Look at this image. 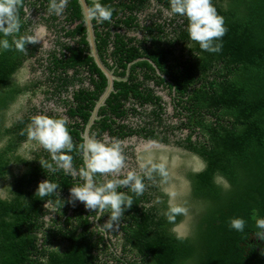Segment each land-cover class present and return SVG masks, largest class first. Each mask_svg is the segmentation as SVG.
I'll use <instances>...</instances> for the list:
<instances>
[{
	"label": "trees",
	"instance_id": "1",
	"mask_svg": "<svg viewBox=\"0 0 264 264\" xmlns=\"http://www.w3.org/2000/svg\"><path fill=\"white\" fill-rule=\"evenodd\" d=\"M156 1L170 8V0ZM100 2L110 5L114 12L110 21L93 19L96 44L100 56L118 76L123 77L127 64L142 55L164 70L160 62L164 60L165 46H170V87L175 88L178 114L186 120L175 124L159 121V125L170 128V141L175 146L204 161L201 170L184 171L189 182L186 198L194 214L192 234L183 241L176 239L163 215L168 195L146 180L148 187L141 196L120 189L133 197V206L125 211L119 229L111 231L115 237L111 240L96 224L106 223L108 212L98 220L83 203L76 201L73 206L68 202L71 187L83 183L79 175L73 177L57 168L51 154L40 145L30 147L27 156L16 153L28 139L26 129L35 109L20 112L10 126L2 128L4 112L18 95L26 90L34 93L43 79L24 84L12 81V75L36 54L38 47L28 44L23 53L13 45L8 51L0 48V138L5 139L0 147V180L7 181L2 184L5 195H0V264H264V240L256 238L259 229L255 226L256 219L264 218V0H212L228 28L226 35L216 41L222 44L218 53L203 51L190 40L186 17L170 12V20L159 22L162 9L148 10L150 0ZM49 3L50 0H24L17 38L31 35L26 5L48 13ZM92 4L88 1L89 7ZM65 10L67 22L79 21L64 33L74 42L64 46L60 57L51 53L48 66L52 74L45 78L49 89L42 92L49 98L79 83L72 100H64L68 128L76 146L68 154L78 172L83 167L79 151L82 132L107 80L87 54L77 0H69ZM145 11L141 26L140 14ZM56 17L48 13L44 20L50 25ZM125 29L144 30L143 39L123 33ZM0 39H4L2 33ZM7 39L11 43L13 37ZM138 67L151 65L147 60L135 62L127 80L114 81L115 91L100 108L98 114L102 116L93 123L91 136L101 138L107 131L122 139L141 132L123 120L138 115L137 102H154L160 96L145 84V77L152 76L146 74L140 79ZM68 69L74 70L72 75ZM86 79L89 84L83 85ZM185 128L190 132L183 138L180 134ZM195 132L201 137L192 139ZM145 137L157 136L151 129ZM162 140L167 141V137ZM49 164L55 170L49 169ZM13 165L19 169L17 172ZM217 177L225 183L217 182ZM48 179L59 189L41 197L37 194L39 183ZM94 179L102 181L103 177L97 175ZM157 197L163 203L153 205ZM47 201L50 203L45 208ZM235 217L246 221L243 232L229 227L230 219Z\"/></svg>",
	"mask_w": 264,
	"mask_h": 264
},
{
	"label": "clouds",
	"instance_id": "2",
	"mask_svg": "<svg viewBox=\"0 0 264 264\" xmlns=\"http://www.w3.org/2000/svg\"><path fill=\"white\" fill-rule=\"evenodd\" d=\"M23 2L24 0H0V33L4 36V39H0V48L5 51L10 50L14 45L16 50L26 53V45H35L41 41L38 38L39 32L20 35L18 38L16 36L21 30L20 10ZM68 3L69 0H50L48 13L62 15ZM113 12L114 9L110 5H104L100 0H93L92 6L86 9L85 19L87 22L93 19L99 22L110 21ZM170 12L187 18L189 38L198 43L201 50L210 53L221 51L222 44L216 41L226 35L228 28L225 17L219 14L212 0H170ZM39 31L42 32L43 28L41 27ZM7 37H13L11 43ZM68 123L66 116L52 117L38 114L31 118L26 131L30 141L38 142L51 154L57 168L73 177L79 175L82 179L81 185L71 187L69 203L75 206L76 201L82 202L86 209L96 213L98 220L108 212L110 214L108 220L101 228L105 231L118 230L125 211L133 206V197L128 191L137 196L143 195L148 187L145 183L147 180L153 185L159 184L169 196L168 207L163 211V215L172 225L171 232L180 241L188 239L192 234L191 208L185 188L178 187L173 182L174 165H170L166 157H161L158 161L149 157L139 163V170L129 169L123 141L85 135L79 145L83 167L77 172L72 164L73 158L68 154L76 147ZM40 163L44 167L43 162ZM47 167L52 169L51 164ZM97 175L104 179L97 181L94 179ZM58 189L59 185L48 179L39 183L37 194L41 197L49 196ZM120 189L128 191H120ZM49 203L50 201L46 202L45 208H48ZM162 203L160 197L153 201V205ZM245 226L246 221L242 217L231 218L229 221V227L237 232H243ZM255 226L259 229L256 238L264 240V218L256 219Z\"/></svg>",
	"mask_w": 264,
	"mask_h": 264
},
{
	"label": "flooded vegetation",
	"instance_id": "3",
	"mask_svg": "<svg viewBox=\"0 0 264 264\" xmlns=\"http://www.w3.org/2000/svg\"><path fill=\"white\" fill-rule=\"evenodd\" d=\"M34 9H35V7L32 8V6H30V5H26V7H25V10H26L25 17H27L29 20H31V24H32L29 28L31 31V35L39 32L38 28L40 26H43L44 30L48 31V35L46 36V34L44 35L41 32H39L38 38H40L41 41L39 43H37V46H38L37 52L33 57H31L30 59H28L25 62V64L30 63V62H34L33 65H35V69H37V72H36L37 75L34 77L35 79L33 78L34 81H36L37 79H43V82L41 84H39V87L35 90V91L41 92L42 101L39 102L38 105L34 106L35 110H33V111L35 114L33 116L38 115L40 113H48V112L59 113L63 116H66L67 107L65 106L64 100H70V101L72 100L73 91H74V89H77L79 87V83H75L74 85H68L65 90H59L56 94L50 95L49 98H47V96L42 91L45 89H49L45 78L47 75L52 74L49 72V66H48V63L50 60L49 57H50L51 53H54L60 57L61 52L64 49V46L66 44H69V43L73 44L74 39H71L70 37L64 35V33H66L68 29H74L79 21L76 20L74 22H67L68 20L64 19L66 14H62L60 16L56 15L57 17L55 18V22H53V24L49 23L50 25H48V23L44 20V17H46V15L48 13L45 12L44 10L35 11ZM157 9H162V15H161V18L159 19V22L163 23L164 21L167 22L168 20H170V8L165 7V5H161L156 0H150V7L148 8V10L155 12V11H157ZM65 11L66 10H64L63 13H66ZM146 13L147 12L145 11V12L140 14V17L142 19V20L140 19L141 26L144 23L143 19H144ZM82 24H83V19H82ZM123 33H127L128 35H136L140 39H143L144 30L139 29L136 32H131V31H127L125 29L123 31ZM45 39H48V41H46ZM165 51H164L165 53H164V57H163L164 60H161V62H160L161 66L164 67V70H161L158 63L155 62L153 59L149 58L148 56L142 55V56L138 57V61L146 60V58L150 59L152 61V63H151L147 60L150 63L151 68L138 67V76L140 77V79H143V77L146 76V74L151 75L152 76L151 78L145 77V84L147 86H149L150 88H152L154 94L157 96H160V98L154 99V102L145 101V102H141V104L139 102H137L136 107L138 110V115L129 116L127 119L123 120L129 126L131 125L133 127H136L138 129H140V131H141L139 134H133L129 137H124L122 139H119V140L124 142V152H125L126 156L128 157L127 163H128L129 169L139 170L138 169L139 163L145 161L148 158V154H150V153H153V155H155L157 152H162V153L167 152L170 154V151H172V150L179 151L180 153L194 155L197 158H199L204 165V161L200 156L192 153L189 150L182 149L180 147L175 146L172 143V141H170V138H172V136L170 135V128L165 129L163 127V125H159V121L162 122L163 124H170V123L175 124V123H179L181 120H186L185 116H183V115L181 116L180 114H178L179 106H176L177 105V103H176L177 98L175 97L176 96L175 88L170 87V82H171V79H170V64H171L170 46H168V47L165 46ZM160 57L162 58V56H160ZM161 58H159V59H161ZM101 59L105 63V65L108 66V64L103 60L102 57H101ZM138 61H135V62H138ZM107 62L109 64H112V61L109 59L107 60ZM25 64H24V66H25ZM131 65H130L128 70H127V66H126L125 74L123 75V77L125 75L128 76L127 79L129 78V75L131 72V69H130ZM23 67L21 69H23ZM21 69H18L12 75V81L13 82L18 83L16 81V78H17L18 73ZM111 69H113V71H114V67H112ZM68 72H69V74L72 75L74 70L68 69ZM114 73H115V71H114ZM53 74H54V72H53ZM10 81H11V79H10ZM31 81L32 80L30 78L29 80L27 79L25 82H21L19 84L30 83ZM88 82L89 81H87V79H86L82 83H83V85H88L89 84ZM145 84L140 86V87H142V88L145 87L146 86ZM60 88L61 87H59V89ZM32 95H33V90H26L21 95H18V98L21 96L30 97ZM18 98H16L15 101H17ZM14 102H12V103H14ZM105 104H106V101H105ZM155 104L158 106H156ZM94 105H93V107H94ZM48 106H50L49 111L47 110ZM93 107H92V109H93ZM100 108H99V110H100ZM170 108H173V112H170ZM99 110H98V113H99ZM155 110H157L156 111L157 113L153 112ZM19 111L21 113H24L26 111V108L21 106V107H19ZM90 114H91V111H90ZM101 116L102 115L98 114V117H99L98 119H100ZM3 119L1 122L2 128H4L3 127V121H4ZM13 120L14 119H12V121ZM12 121H9L8 126L11 125ZM92 125H91V127H92ZM8 126H6V127H8ZM91 127L89 130V136H91V133H90ZM151 129L154 130V135H156L157 137H145V134H147V132L150 131ZM189 132H190V130L185 128L183 130V133L180 134V136L184 138L185 135L188 134ZM164 136L167 137V141L162 140V138ZM104 137H107L109 140L116 139L115 136L109 135V133L107 131H105L102 134L101 138H104ZM198 137H201V134L199 132H195L191 136L192 139H195ZM3 140L5 141L4 138H3ZM28 140L29 139H27L23 143L28 142ZM23 143H22V145H23ZM22 145L17 149L16 153L24 154V152H27V153L29 152L28 150L30 147L23 148ZM148 148H150V149H148ZM149 151H151V152H149ZM144 155H147V156H144ZM152 158L156 159L157 161L159 160V158H157L156 155L154 157L152 156ZM201 169H199V170H201ZM18 170L19 169L17 167H15V165H13V171L17 172ZM189 170H191V169H189ZM199 170H191V171H199ZM157 185L160 188L159 190H161L163 193H165L162 190V187L159 184H157ZM4 193H5V191H4ZM0 195L4 196L5 194L0 193ZM166 200L168 203L169 202V196H167ZM95 221H96V219H95ZM104 235L108 238H111V240L115 239V237L112 235L111 231H104Z\"/></svg>",
	"mask_w": 264,
	"mask_h": 264
},
{
	"label": "rangeland",
	"instance_id": "4",
	"mask_svg": "<svg viewBox=\"0 0 264 264\" xmlns=\"http://www.w3.org/2000/svg\"><path fill=\"white\" fill-rule=\"evenodd\" d=\"M42 25V24H41ZM43 28V31H39L40 28ZM38 31L41 32L42 34H46V36L48 35V31L44 30L43 26H40L38 28ZM46 41H48V39H45ZM34 62H30L25 64V66L23 67V69H21L18 73V76L16 78V81L18 83L21 82H25L27 79L29 80L31 78V80H33V78L37 75V69H35V65H33ZM35 79V78H34ZM42 94L39 91H35L33 93L32 96L28 97V96H21L17 99V101H15L14 103H12L4 112V121H3V126L6 127L9 125V121H12V119H14L16 116H19L21 113L19 111V107L23 106L26 109H33L35 105H38L39 102L42 101ZM47 110H50V106L47 107ZM170 112H173V108H170ZM4 140L2 138H0V147L3 145ZM36 146H39L38 142L36 141H30L28 140V142L23 143L22 147L26 148V147H32L35 148ZM150 149V148H148ZM24 150V149H23ZM23 152V151H22ZM151 152V151H149ZM24 154L27 156L29 154V152H24ZM155 154V153H154ZM157 158H161V157H166L169 162L170 165H174V171H175V178H174V183L178 186V187H183L186 190V193L189 190V182L188 180L185 178L184 176V171L186 170H199L201 169L204 165L202 163V161L197 158L194 155L191 154H185V153H180L179 151H175L172 150L170 151V154L167 152H157L156 154ZM153 155V153L148 154V158L151 156H155ZM147 156V155H144ZM217 182H222L225 183L221 178L217 177L216 179ZM7 181L4 180H0V193H4V187L3 185L6 183ZM3 184V185H2ZM193 212L191 211V217L193 219ZM191 219V222H192ZM46 220H49V216L46 217Z\"/></svg>",
	"mask_w": 264,
	"mask_h": 264
},
{
	"label": "water",
	"instance_id": "5",
	"mask_svg": "<svg viewBox=\"0 0 264 264\" xmlns=\"http://www.w3.org/2000/svg\"><path fill=\"white\" fill-rule=\"evenodd\" d=\"M88 1H93V0H77V3L80 7V12L83 16V26L85 28V39L88 43V51L87 54L92 57L94 63L96 66L101 70V72L104 74L106 77L107 83L105 86L104 91L99 95L98 99L95 101V105L93 109L91 110V114L85 124L84 130L82 132V138L85 135L89 136V130L91 125L95 122L96 119H98V110L101 106L105 104L106 99L110 95L111 92L115 91L114 89V81H124L127 79L128 76H118L114 73L113 69L109 68L108 66L105 65V63L102 61L97 44H96V35H95V30H94V25H93V20L90 22H87L85 19V13L86 9L89 7ZM149 62L152 63L150 59H147ZM135 61H138V58L130 61L127 65V70L129 69L130 65L133 64ZM82 203L77 201V204ZM96 224L101 228L99 222L96 221Z\"/></svg>",
	"mask_w": 264,
	"mask_h": 264
}]
</instances>
